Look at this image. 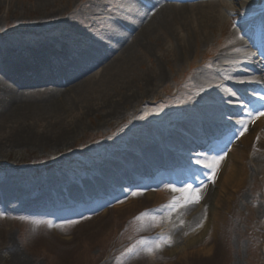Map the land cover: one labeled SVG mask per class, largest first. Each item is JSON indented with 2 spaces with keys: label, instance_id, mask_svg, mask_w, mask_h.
<instances>
[{
  "label": "rangeland",
  "instance_id": "obj_1",
  "mask_svg": "<svg viewBox=\"0 0 264 264\" xmlns=\"http://www.w3.org/2000/svg\"><path fill=\"white\" fill-rule=\"evenodd\" d=\"M134 1L0 0V76L6 77L8 84L30 99L49 97L55 92V82L81 74L83 67L75 65V59H79L89 44L102 53L115 54L119 47L112 50V41L105 31L100 30L118 27L122 38L120 44L131 41L134 28L123 21L121 10L126 9L128 20L136 22V16L130 13L137 4ZM221 4L220 11L227 19L226 23L210 27L205 21L190 22L186 51L175 52L177 42L173 39L169 44L173 50L163 52L155 46L151 61L144 59L143 66H137L140 72L147 67L152 71L153 61L155 67L160 64L159 70L166 76L154 85L148 97L135 106H128L125 114L114 119H102L100 111L84 114L72 136L60 143L39 139L44 123L30 127V134L24 142L6 141L7 137L0 132V264H163L152 260L143 250L144 245L139 244L142 238L151 240L156 232L151 216L157 214L158 207L153 199H146L144 188H135L139 194L133 196V202L128 201L131 194L123 197L121 205L107 202L104 197L110 198L115 191L109 188L105 178L103 183L99 178L95 181V172L100 165L103 168L114 166L109 158L116 157L121 149L136 140L149 141V145L153 143V159L146 163L140 157V160L131 162L132 175L128 173L123 178L125 181L141 178L144 168L155 172L160 164L164 167L170 163L174 165L172 159L161 151L164 148H160L159 142L158 145L150 142V137L159 138L163 133L167 138L169 131L187 127L181 105L186 101H193L190 111L196 114L194 117L199 114L196 101L209 102L210 99L216 107L209 112L220 118L219 121L230 123L236 118L231 111H236L241 103L238 96H229H233L234 88H242L225 83L222 91L226 94L220 93L218 100L217 94L213 98L203 93L216 84L214 79L217 77L222 81L239 77L255 79L256 73L243 66L247 47L238 41L240 36L234 21L244 17L247 8L264 7V0H222ZM97 5H100L101 12H106V19L101 23L98 17L102 14H93L91 9ZM186 14L199 17L203 13L197 7L190 8ZM176 23V30H180V21ZM42 42L48 44L51 52L43 62H40L41 58L37 62L34 61L33 47ZM8 49L11 52L17 49L19 53L24 49L21 54H15L20 55L25 64H33L24 68L7 66L2 53ZM238 56H242L241 64L237 61ZM220 63L237 64L238 67H218ZM31 67L44 69L36 72ZM221 69H225V73ZM8 70L15 73L14 78L6 75ZM237 71L243 72L235 76ZM44 73L47 75L43 76ZM41 76L44 82L39 80L35 84ZM198 77L201 83L196 82ZM50 79L55 82L51 84ZM242 91L250 94L247 90ZM69 101L73 111L68 119L75 121L80 110L78 106L83 102L79 95ZM223 104L230 105L228 107L233 110L225 112L221 107ZM176 106L183 107L181 115L176 114ZM192 123L195 126L201 122ZM193 133L189 134L190 137L197 140L206 138L203 132ZM175 134L190 147L196 145L183 135ZM167 139L168 144L175 147V139ZM245 147L240 163L244 168L240 172L244 182L230 189L229 197L233 200L225 222H221L223 224L213 235V230L206 235V240L210 238L211 251L206 255L188 253L180 258L172 257L169 260L172 264H264V144L254 141ZM120 169L116 172L118 176L121 175ZM4 182L15 191L5 192L1 186ZM74 189L76 194L72 192ZM151 189L155 190L154 187ZM99 199L104 202L97 207L90 206ZM85 204L88 208H79ZM196 208L194 204L188 206L186 213H180L182 208L174 212V228L170 231L174 240L183 239L185 232L199 218L195 215ZM144 212L149 215L137 220L136 217ZM158 214L164 215L163 212ZM34 221L51 222L52 226ZM133 247L134 251L129 253L127 250Z\"/></svg>",
  "mask_w": 264,
  "mask_h": 264
},
{
  "label": "bare ground",
  "instance_id": "obj_2",
  "mask_svg": "<svg viewBox=\"0 0 264 264\" xmlns=\"http://www.w3.org/2000/svg\"><path fill=\"white\" fill-rule=\"evenodd\" d=\"M151 1L154 3V6L153 9L149 10L141 8V6L134 1L137 4L133 6L130 13L137 18L138 13L141 11L144 12L139 15L137 22L128 20V17L125 15L127 12L126 9L121 10L123 21L134 28L132 31L131 41L126 40L120 44L122 38L119 35L120 31L118 27H110L109 30H100L105 31L109 40L112 41V45L110 44L111 48L113 47L112 50H114L116 46L119 47L117 48L115 54L108 55L107 52L102 53L101 50H95L93 49V45L89 44V50H84L83 53H80L79 59H75L74 64L83 67L81 74L69 78L66 82L61 81L57 84L58 86L54 88L55 90L53 91L55 92L51 93L49 97L47 96V98L45 97L44 99L39 98L34 100L30 99L28 95L25 96V94L20 92L19 89L8 84L6 77L0 76V132L4 135V137H7L6 141L13 139V141L24 142L27 140L26 138H28L27 135L30 134V127L44 123L39 139L42 141L51 140L60 143L72 136L71 134L76 131V128L78 127L77 124L80 122V119L84 114H91L100 111L102 119H114L117 116L122 115V113L125 114L128 106H135L141 100L148 97V94L153 91L154 85L160 80L162 81L166 76L162 70H159L161 68L160 64H157V67H155V62L153 61L151 62V67L153 68L152 71L148 69L149 67L143 69L142 72L137 70V66H143L144 59H149L151 61L152 55L155 54V46H158L163 50V52L169 50L171 51L173 50V47L169 46V44L172 42L171 40L174 39L177 42L175 52L182 50L186 51L189 47V35L187 34H189L188 26L190 22H199L197 20H200L201 22L205 21L210 27L227 22V19H225L220 11V7H222V5L219 0L192 5H171L166 3L164 0ZM39 2H42V0H39ZM197 7L200 8L203 13L199 17H197V15L196 17L188 16L186 14L190 8L197 9ZM91 9L93 14H102L98 17L100 23L101 20L106 19V12L103 13L100 11V5L91 7ZM137 9L139 10L138 12L136 11ZM178 21H180L182 25L180 30H176V22ZM238 41L243 44L246 43L242 38H239ZM165 46H167V48ZM33 50V53L35 54L34 61L37 62L39 61L38 58H41L42 60L40 62H43V60L49 56V52H51L48 48V44L44 42L34 46ZM18 51L19 50L14 49V51L11 52V50L8 49L2 53L4 55V62L7 66L24 68L25 66L33 64H25L21 56L18 55L21 54L24 49L21 50V53ZM15 52H18V54H15ZM163 56H165V54H163L162 57ZM243 56L244 62L245 60L249 61L255 70L259 72L256 80L264 82V72L261 70L262 61L259 58L258 60H255L256 56L251 50L246 51L245 49ZM67 60H70V58ZM237 61L243 62L242 56H238ZM44 65L45 64H43V66ZM225 65L236 67L237 64L234 65L229 63ZM31 68L36 72L40 69H44L43 67ZM222 70L225 73V69H221L220 71L222 72ZM8 71L7 76L14 78L15 73L12 74V71ZM239 74H242L241 71L236 72L235 76H239ZM39 80L40 79L36 80L35 84L39 83ZM239 80L246 79L239 77L231 80V83L236 84L238 87H242L244 84L238 83ZM24 82L25 81L22 83ZM196 82L201 83L200 77L197 78ZM214 82H216V84H212L208 87L209 90H206L203 94L208 97L213 96V98L214 95L217 94L216 100H218V98L220 99V93L226 94L224 90L222 91V84L225 83L221 82V79L218 77L214 79ZM78 95L80 96L83 104L78 106V108L80 107V110L78 111L74 121L68 119L72 115L70 112L73 111V109L69 106V100ZM261 95L262 94L260 93L256 96L251 94L247 99L249 102L251 101L246 104L248 106L247 109H244V104L241 103L242 107L240 110L235 111L238 112V117L232 118L230 121L233 130L236 131L239 128V125L235 123L236 120H239L242 117L247 118L248 110L257 111L260 108L259 105L264 104V101L259 98ZM229 98L236 97L234 95L231 97L229 96ZM196 103L197 110H199V114H197L196 117H194V115H196L195 113H191V107L194 104L193 101H186L184 105L181 104L184 107L183 113L186 116V119L184 120L186 123L185 125L188 126H178V129H173V131H169L167 133V138L171 137L173 141L175 139L176 144L173 142V146L175 147L172 148L168 144L169 139L165 138L163 133L161 134L162 137L159 138L154 136L150 137V142L157 144L158 141L159 146H161L160 148L163 147L166 150L165 154L171 159L176 162L179 160L180 163L188 162L192 167L200 169L203 173L207 170L201 168L196 161L198 159L204 160L205 156L210 158L214 155L211 153L215 152L213 150H217V147L215 146L213 139H208L207 141V139L204 138L202 140L206 142L205 144L211 142L209 146L208 144L203 148L199 146L195 152H186L183 149H185L186 146L188 147V144L175 134L178 133L181 136H185V138H189L190 133L196 132L197 134H200L204 132L199 130L202 126H194V123L191 124V122H200L204 119L201 122L205 121L206 123H210V120L213 119V122L217 123L218 119H220L209 112L212 110L214 105V103H211L210 99L209 102L206 100V102L196 101ZM225 106L230 105L226 104ZM183 107L181 108V106H176V114L181 115ZM232 109L233 108L230 107L228 108L229 111ZM209 114H212V116ZM202 115L211 119H206ZM194 134L195 133H193V135ZM24 135L26 137H24ZM254 141L264 144V117L255 119V121L249 125L248 131L242 137H239L225 161L220 163V166L222 165V170L219 169V166L218 169L220 170V173L218 177L215 178V181L211 184H208L207 182L205 183L206 188L204 189L203 199L198 204H195V206L198 207L196 208L195 215H199V218L196 219L195 223L191 225L188 230L186 229L187 231L184 234V238L179 240H174L172 238L173 243L171 246H165L162 250L156 251L151 255L149 254V257L152 258V260H158L159 262H163V264H172V262H169L172 257L180 258L188 253L206 255L211 251V246L209 244L210 238L206 240V235L211 230H213V235L215 230L217 228L219 229V227L225 222L226 216L230 212L229 204L233 200L232 197H229L230 189L244 182V179L240 175V172L244 169L240 164L242 163L241 160H243L241 156L245 153V146L247 144H252ZM148 143L149 141H133V144H128L127 148L121 149L119 151V155L109 158V161L114 164V166L107 165L105 168H103L102 165L98 166V170L95 172V181L99 178L103 183L105 178L106 181L109 180L107 185L111 184L113 186V190L115 191V193L108 199L109 201L121 205L124 202L123 197L131 194L132 196H128V201L130 203L133 202V196L135 195L132 193L138 192V190H135L134 187L127 184L123 178L128 176L127 171H130L131 162L140 160L139 157H143L146 163L151 162L150 159H153L152 154L154 151L151 147L153 143L151 145ZM193 143H195L194 140ZM168 146L173 149L174 154L167 151L169 150ZM237 153H240V155ZM183 154L189 156V158H183ZM222 163H224V165ZM119 169L123 177L121 175V177L117 175L116 172H118ZM123 171L126 173L124 174ZM180 171L182 179L178 175V172ZM156 172H154V175L151 177L143 176L141 174L142 177L140 176L141 178H137V182L139 183L137 186L145 189L146 199H153L159 210L155 215L158 218L157 221H152L156 227V232L152 235L153 238L151 240H147L148 242L155 241L160 234L170 235V231L174 228V212L169 214L164 211L161 206L167 204L173 195H178V193H172L168 188V185L172 183L164 179L163 175L165 173L162 170L159 171V173ZM183 173L184 172L180 168L175 171H170L168 172L170 175L169 180L178 178L181 181L183 179V181H185L186 176ZM193 175L195 177L197 176L196 174ZM205 176L206 175H203L202 178ZM151 185L155 186V190L151 189ZM1 186L5 189V192L15 191L14 188L6 182L2 183ZM175 186L180 187L177 185ZM72 192L76 194L75 189ZM89 200L92 201L91 199ZM101 202L102 200L99 199L95 202H91L90 206L97 207L101 204ZM85 205H81L79 208H88V206ZM187 209L188 207L182 208L181 211L183 210V212L180 213H186ZM160 212H163L164 215H159L158 213ZM198 225L200 226L198 227Z\"/></svg>",
  "mask_w": 264,
  "mask_h": 264
},
{
  "label": "snow or ice",
  "instance_id": "obj_3",
  "mask_svg": "<svg viewBox=\"0 0 264 264\" xmlns=\"http://www.w3.org/2000/svg\"><path fill=\"white\" fill-rule=\"evenodd\" d=\"M238 83L241 84H264V82L259 80H239ZM231 95H235V93H231ZM253 96L259 95L257 92L252 93ZM260 100L264 101V95L259 96ZM251 102V101H250ZM249 102V103H250ZM231 103V101H229ZM247 105H244V109H247ZM147 115V113L145 114ZM259 117H264V104H261L260 109L257 111L248 110L247 111V118L242 117L239 120H236L235 123L239 125V128L236 130L238 135H234L233 138L239 139L242 137L249 129V125L255 121V119ZM144 117H141L143 119ZM230 119V118H229ZM227 147V145L225 146ZM227 155V151L222 150L221 153L211 156L210 158L205 156L204 160H197L196 163L201 166V168L206 169V172L201 173V175H206L207 180L214 182L216 178V173L220 166V163L224 160L225 156ZM168 188L171 190L172 193H178V195H173L171 200L162 205L161 208L168 212L169 214L176 212L178 209L186 208L188 206L198 204L203 199L204 189L206 188V184L204 181L197 182L196 185L190 182H183L180 187H176L175 185L169 184ZM133 195H137L139 193L133 192ZM159 211V210H157ZM149 213L144 212L141 213L139 216L136 217L137 220H141L143 217L148 216ZM157 216L152 215L151 220L157 221ZM36 224L40 223H48L51 227V222L45 221H34ZM67 223H75V221H67ZM183 223V221H181ZM200 225H198L199 227ZM173 243V239L170 235L160 234L155 241L148 242L145 239H141L139 244L144 245V251L147 254H153L156 251L162 250L165 246H171ZM129 253L134 251L133 248H129L127 250Z\"/></svg>",
  "mask_w": 264,
  "mask_h": 264
}]
</instances>
